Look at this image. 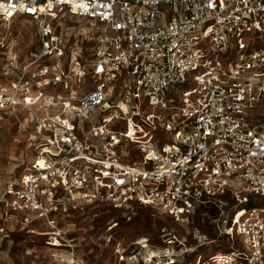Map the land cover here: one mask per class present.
Masks as SVG:
<instances>
[{
  "label": "built area",
  "instance_id": "1",
  "mask_svg": "<svg viewBox=\"0 0 264 264\" xmlns=\"http://www.w3.org/2000/svg\"><path fill=\"white\" fill-rule=\"evenodd\" d=\"M19 17L38 23L27 53ZM0 26V123L38 154L1 202L48 221L140 205L183 230L127 241L112 222V264H264V0H0Z\"/></svg>",
  "mask_w": 264,
  "mask_h": 264
},
{
  "label": "rangeland",
  "instance_id": "2",
  "mask_svg": "<svg viewBox=\"0 0 264 264\" xmlns=\"http://www.w3.org/2000/svg\"><path fill=\"white\" fill-rule=\"evenodd\" d=\"M67 23L80 27L81 33L88 31V24L84 20L73 18ZM10 30L17 36L22 53H27L39 44L38 23L31 18H17ZM5 31L0 26L1 36ZM84 35L81 39L85 57L89 55L91 43H87ZM76 42L78 39H72L71 49ZM85 87H94L90 78L86 79ZM21 111V118L28 122V112ZM247 112L258 114L257 109H248ZM158 135L168 140L164 134ZM34 145L35 142L28 140L23 131L19 132L16 119L6 118L0 123V196L10 182L19 181L25 174L35 173L34 164L38 154ZM251 203L257 201L252 199ZM112 222L118 223L115 238L132 241L141 236H150L154 243L158 241L161 227L171 225L169 218L158 214L153 208L140 205L123 210L86 206L65 216H53L48 221L44 217H36L34 213L11 210L7 203L0 201V264H68L73 257L74 264H112L115 261L113 241L107 239V227ZM171 227L184 235L180 226L173 224ZM205 229L214 237L212 220ZM57 230L63 232V241L74 244V249L55 247L60 244L55 238L49 243L53 232ZM227 246V240L219 238L209 244L203 253L210 255L219 247ZM189 257H193V254Z\"/></svg>",
  "mask_w": 264,
  "mask_h": 264
},
{
  "label": "bare ground",
  "instance_id": "3",
  "mask_svg": "<svg viewBox=\"0 0 264 264\" xmlns=\"http://www.w3.org/2000/svg\"><path fill=\"white\" fill-rule=\"evenodd\" d=\"M39 164H40V165H44V159H43V158H40V159H39Z\"/></svg>",
  "mask_w": 264,
  "mask_h": 264
}]
</instances>
